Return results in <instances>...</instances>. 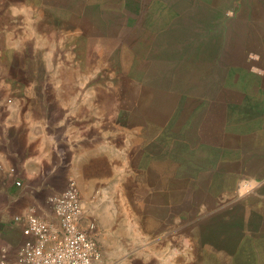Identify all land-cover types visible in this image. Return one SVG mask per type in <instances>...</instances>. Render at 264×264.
Masks as SVG:
<instances>
[{"label": "rangeland", "instance_id": "obj_1", "mask_svg": "<svg viewBox=\"0 0 264 264\" xmlns=\"http://www.w3.org/2000/svg\"><path fill=\"white\" fill-rule=\"evenodd\" d=\"M0 84L8 106L19 99L26 111L30 102L35 116L44 110L62 123L60 172L76 160L79 141L112 142L111 213L102 235L94 229L96 264L135 255L127 248L139 238L109 231L143 211L126 171L145 165L140 148L155 140L162 183L172 185L164 226L175 212L178 233L194 241L180 260L233 264L217 253L218 214L232 213L235 196L249 191V171L264 165V0H0ZM186 178L192 189L183 188ZM71 180L78 183L57 181L40 213L52 215L48 199ZM122 239L126 249L107 251Z\"/></svg>", "mask_w": 264, "mask_h": 264}, {"label": "crops", "instance_id": "obj_2", "mask_svg": "<svg viewBox=\"0 0 264 264\" xmlns=\"http://www.w3.org/2000/svg\"><path fill=\"white\" fill-rule=\"evenodd\" d=\"M20 102L18 99L8 106L0 96V258L7 257L11 262H14L24 240L19 228L10 222L12 217L32 208L39 211L38 206L43 208L49 191L59 188L57 181L61 177L63 182L69 178L78 181L85 225L99 224L96 235L103 234L105 216L107 211L111 213L106 196L113 186V177L106 176L108 165L110 173H113L112 142L106 141L99 145L96 140L79 141L76 160L67 171L60 172L59 167L64 162L57 158L59 155L55 150L62 123L51 122L50 117L44 115V110H41V115L35 116L29 101L31 108L23 111ZM154 144L156 140L153 145L144 141L140 151L145 158V165H139L137 169L132 166L126 171L135 180L138 189L142 190L138 203L143 211L125 215L121 218L125 226L111 228L109 232L116 238L124 235L125 231L139 238L137 246L127 248L132 249L135 255L120 264H135V261L138 264H194L187 255L186 260H180L184 253L193 252L194 241L187 232L184 236L178 233L182 225L178 224L177 213L173 212L169 217L171 224L164 226L168 215L165 217L161 214L163 207L171 212L169 205L172 204V185L165 187L162 183L159 165L161 152ZM10 167L17 169L16 179L22 182L21 188H17L15 180L8 176ZM171 168L174 175L173 188H177L178 166L175 164ZM247 177L242 187L249 191L244 194L241 191L235 196L231 202L232 213L227 216L223 208H219L217 253L225 259L233 256V261L229 259L233 264H264V165L258 170H250ZM185 182L183 188L192 189V181L187 179ZM163 195L167 199L162 200ZM103 196L105 202L101 200ZM122 198L129 201L127 196ZM179 240L185 242V245H179ZM120 244L107 245V251L126 249L124 239ZM203 247L208 250L210 244L203 243ZM247 252L250 256L240 260V263V254Z\"/></svg>", "mask_w": 264, "mask_h": 264}, {"label": "built area", "instance_id": "obj_3", "mask_svg": "<svg viewBox=\"0 0 264 264\" xmlns=\"http://www.w3.org/2000/svg\"><path fill=\"white\" fill-rule=\"evenodd\" d=\"M1 170V166H0ZM8 176L17 188V169L10 167ZM52 215L32 208L12 217L23 236L14 262L0 258V264H96L102 252L94 237L95 224L85 225V211L77 183L71 180L61 193L48 199Z\"/></svg>", "mask_w": 264, "mask_h": 264}]
</instances>
